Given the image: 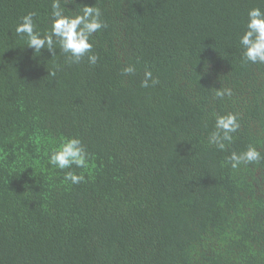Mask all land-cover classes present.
I'll return each instance as SVG.
<instances>
[{"label":"trees","instance_id":"1","mask_svg":"<svg viewBox=\"0 0 264 264\" xmlns=\"http://www.w3.org/2000/svg\"><path fill=\"white\" fill-rule=\"evenodd\" d=\"M51 3L0 0V264H264V159L226 163L248 145L264 157V64L239 45L264 0H76L106 24L95 65L16 34L29 12L50 31ZM227 112L240 128L219 150ZM70 136L89 153L80 184L48 163Z\"/></svg>","mask_w":264,"mask_h":264},{"label":"clouds","instance_id":"2","mask_svg":"<svg viewBox=\"0 0 264 264\" xmlns=\"http://www.w3.org/2000/svg\"><path fill=\"white\" fill-rule=\"evenodd\" d=\"M67 4H78L76 0H52L50 15V31L41 33L34 23V12L23 15L16 24L15 32L26 40L25 45L33 49L34 53H41L46 49L51 56L56 55L57 46L62 52L67 62L78 64L83 58L87 57L88 63L95 65L97 55L92 51L93 42L91 37L106 24L102 21L101 10L99 7L88 4H81L82 7L76 11L66 8ZM68 9V12H65ZM239 45L241 46V57L245 63L264 64V11L259 7L250 8L247 11L245 29L239 36ZM125 74L134 73L135 69L129 65L124 68ZM55 75V73H51ZM159 83L153 77L150 70L144 72V79L141 86L147 88ZM218 99L232 96L230 88H216L214 93ZM214 130L208 137L209 145H214L219 150H225L226 142L230 143L233 139L232 134L240 128L237 114L227 112L224 114H215ZM264 159L260 151L253 145H248L241 152L233 151L226 158V163L233 169L239 168L242 164L258 163ZM48 163L53 168L59 170L69 169L64 173V180L71 184H80L84 182L85 177L76 174L71 169H85L89 166V153L85 149L82 141L78 137H65L61 142L50 150L48 154Z\"/></svg>","mask_w":264,"mask_h":264}]
</instances>
